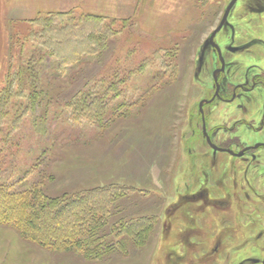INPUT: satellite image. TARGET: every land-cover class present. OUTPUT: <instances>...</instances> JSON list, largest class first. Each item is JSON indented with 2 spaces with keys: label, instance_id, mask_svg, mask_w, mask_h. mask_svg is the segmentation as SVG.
<instances>
[{
  "label": "rangeland",
  "instance_id": "obj_1",
  "mask_svg": "<svg viewBox=\"0 0 264 264\" xmlns=\"http://www.w3.org/2000/svg\"><path fill=\"white\" fill-rule=\"evenodd\" d=\"M218 1L0 0V88L11 85L14 113L24 112L34 92L38 100L36 110L28 106L30 111L15 130L18 151L14 150L16 144L3 154L6 164L1 166L0 182L10 171L37 164L38 169L26 179L11 176L16 182L7 191L38 180L46 195L66 200L118 185L129 189V194L117 201V210L112 209L109 229L123 219L156 218L143 247L128 241L124 254L110 252L98 259L88 258L81 250L42 247L25 240L12 226L0 224V264H174L172 255L181 264L188 260L186 255L192 253L183 239L192 205H186L183 180H189V169L196 168L194 173L201 174L200 161H215L201 126L198 134L192 127L197 123L194 113L199 102L213 90L217 63L213 51L205 47L216 24L206 21L205 12ZM220 1L223 8L230 0ZM57 13H72L77 18L55 20L59 31L70 22L79 26L75 21L88 15L100 18L107 35L105 45L90 43L86 49L81 28H74L71 35L78 34L77 39L62 50L49 42L46 45L40 19ZM243 24L246 34L264 40V19L257 23V33ZM91 25L86 30L100 32ZM61 32H49L46 40L50 36L63 40L71 33L68 29ZM230 35L231 29L226 28L217 39L225 46ZM233 73L235 78L236 70ZM89 96L92 102L85 99ZM84 101L93 107L85 108L87 115H79L78 104ZM20 103L23 109L17 110ZM247 106L248 112L241 113L234 104H219L210 125L223 117L226 125H233L240 115L257 124L261 111H254L258 109L254 99ZM240 133L237 130L233 137L241 136L247 143L264 140V132L255 134L242 128ZM220 136L226 133L219 134L217 142ZM214 166L215 178L225 180L236 168L225 154L217 155ZM210 189L212 197L224 198L225 188ZM231 214L239 216L235 209ZM210 215L213 218V212ZM198 227L202 230V224ZM259 229L262 227L256 225L255 230ZM252 232L239 235L232 249L253 241Z\"/></svg>",
  "mask_w": 264,
  "mask_h": 264
},
{
  "label": "flooded vegetation",
  "instance_id": "obj_2",
  "mask_svg": "<svg viewBox=\"0 0 264 264\" xmlns=\"http://www.w3.org/2000/svg\"><path fill=\"white\" fill-rule=\"evenodd\" d=\"M232 1L222 8V2L219 0L216 5H211L207 9V17L210 16L207 22L215 23L216 26L209 34L205 48L213 51L217 67L212 75L213 90L199 102L194 113L197 123L192 128L198 134L201 126V134L209 145L215 161H212L213 163L205 159L200 161L199 176L194 173L196 168L193 164L195 169H189L187 177L189 180H183L184 197L188 198L186 205H192L189 211L191 214L189 226L185 230L187 237L183 239L185 248L192 254L186 255L188 260L186 259L184 264H264V140L257 139L247 143L241 136L233 137L236 131L240 133L242 128L255 134L264 132V40L246 34L243 24L246 22L245 25L257 33V23L264 19V0H236L228 10ZM225 17L213 45L210 38ZM236 22L243 23L237 25ZM226 28L231 29V40L222 46L217 37ZM238 29L244 33L238 35ZM233 70H236L235 78ZM252 99L258 108L254 111H261L257 124L240 115L233 125H226L223 116L222 121L210 125L213 111L219 104L227 106L234 104L238 112L245 113L248 112L247 105ZM259 101L261 106H258ZM191 119L195 120L193 115ZM221 133H226V136H220V142H217ZM208 139L225 151L213 149ZM218 154L228 155L236 165L235 170L230 171L227 180L215 178L213 168H216L214 165ZM203 176L204 182L201 183L200 178ZM213 186L225 188L222 194L224 198L211 196L213 192L210 188ZM196 187L202 189L196 191ZM256 202L261 205H257ZM234 209L239 213L238 219L231 214ZM212 212L213 218L210 215ZM199 224H202V230L199 229ZM256 225L262 229L256 231ZM243 228H246V233ZM251 229L255 231L252 232L253 241L247 244L244 242V247L232 249L237 237L241 234L248 235ZM171 257L172 260L175 259L174 264H181L179 257L175 255Z\"/></svg>",
  "mask_w": 264,
  "mask_h": 264
},
{
  "label": "trees",
  "instance_id": "obj_3",
  "mask_svg": "<svg viewBox=\"0 0 264 264\" xmlns=\"http://www.w3.org/2000/svg\"><path fill=\"white\" fill-rule=\"evenodd\" d=\"M205 14L207 15L208 12L206 11ZM66 16L72 18V21L73 18L77 19L72 13L51 14L47 18L40 19V23L43 25L42 37L45 38L46 45V42H49L48 45L50 44L52 48L56 47L62 50L66 44L73 42V38L77 39L78 34L71 35L74 28H81V33L84 36L80 39L85 38L86 49L90 43L105 45L107 35L101 29L100 18H91L92 16L88 15L82 20H74L79 26H74L70 22L69 25L64 26L65 28L63 27V30L59 31L60 27L58 29L55 27V20L64 19ZM91 24L94 26L93 30L100 32L95 33L86 30L92 26ZM66 29L71 33L63 40H58L59 38L53 36L46 40V35L49 32L60 34ZM168 44L172 45L173 42ZM79 49L80 52L82 48ZM66 59L69 58L64 60ZM13 93L10 84L0 88V175L3 172L1 166L6 164L3 158L6 149H13V146L17 144L14 150L18 151L20 142L15 135V130L20 127L24 114L29 112V109L36 110L38 107L36 106L38 105L37 93L34 92L31 102L28 103L29 109L27 106L22 114L17 111L14 113ZM88 98L90 96L85 97L89 102L93 101L92 98ZM88 101L78 104L80 109L77 112L79 115H87L88 111H85V108L92 109L93 105ZM16 109H23L22 103L16 104ZM7 125L10 129H7ZM17 151L14 152L15 155H17ZM37 169L36 164L24 170L10 171L5 180L0 182V224L10 225L17 229L25 240L55 251L81 250L88 258L98 259L105 257L110 252L124 254L127 251L124 247L128 241L134 242L140 248L150 239L152 229L156 225L155 217L142 216L129 220L123 219L110 229L108 227L115 204L129 194L127 188L109 185L79 193L66 200H59L46 195L43 187H40L42 183L40 184L38 180L23 183L14 190L7 191V188L16 182L13 179L10 180L11 176L18 174L19 181H21L20 179L28 178ZM115 209L117 210V208Z\"/></svg>",
  "mask_w": 264,
  "mask_h": 264
},
{
  "label": "water",
  "instance_id": "obj_4",
  "mask_svg": "<svg viewBox=\"0 0 264 264\" xmlns=\"http://www.w3.org/2000/svg\"><path fill=\"white\" fill-rule=\"evenodd\" d=\"M235 1H236V0H233V1H232V3H231V4L229 5V7H228V10L233 6V4H234ZM226 14H227V13H226ZM225 19H226V17L224 18L223 22H222L221 25L218 27V29H217L215 32H213V34H212V36H211V38H210V42H211L213 45H215V43H214V38H215L217 32H218V31L221 29V27L223 26V23H224ZM208 141H209L211 147H213V149H215V150H220V151H225V150H223V149L218 148L216 145L212 144V142H211L210 139H208Z\"/></svg>",
  "mask_w": 264,
  "mask_h": 264
}]
</instances>
